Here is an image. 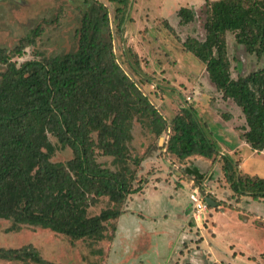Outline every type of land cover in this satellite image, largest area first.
<instances>
[{
  "label": "trees",
  "instance_id": "1",
  "mask_svg": "<svg viewBox=\"0 0 264 264\" xmlns=\"http://www.w3.org/2000/svg\"><path fill=\"white\" fill-rule=\"evenodd\" d=\"M112 1L117 4L114 20L120 34L130 0ZM76 7L81 18L75 50L61 55L34 53L17 63L13 57L33 43L30 37H23L10 50L0 47L4 66L0 72V219L12 222L11 230L26 225L71 240L98 242L105 236L106 223L121 216L127 198L148 182L149 176L142 182L129 165L133 121L144 123L157 138L166 135L164 157L182 161L200 156L214 161L219 150L209 124L201 123L192 105L182 106L171 121H165L122 69L113 51L106 6L82 0ZM203 13L206 36L186 38L182 47L204 64L222 97L240 109L245 121L240 139L252 150H264V67L233 79L225 43L231 33L249 54L264 58V0L206 2ZM177 17L186 24L193 21L194 13L181 8ZM52 138L60 148L72 151L71 159L51 161L56 149ZM97 151L110 157L117 169L98 163ZM221 159L222 177L233 193L264 199V180L240 175L229 155ZM201 179L194 173L197 185ZM133 182L140 184L134 187ZM207 197L215 202L214 208L225 205ZM100 198H107L109 206L88 215ZM0 259L54 264L30 246L0 247Z\"/></svg>",
  "mask_w": 264,
  "mask_h": 264
},
{
  "label": "rangeland",
  "instance_id": "2",
  "mask_svg": "<svg viewBox=\"0 0 264 264\" xmlns=\"http://www.w3.org/2000/svg\"><path fill=\"white\" fill-rule=\"evenodd\" d=\"M80 1L82 0H0V47L10 50L23 37H30L33 43L23 50L21 56L13 57V61L17 63L33 58L34 53L61 55L75 50V32L81 18V12L76 6ZM97 1L102 2L108 10L112 46L117 62L162 118L167 122L171 121L182 106L192 105L201 123L205 121L213 132L216 146L222 153L218 156L220 166L222 167V156L229 155L240 175L264 180V150H252L240 139L245 125L240 109L231 100L222 97L209 81L204 64L182 47L186 38L204 39V5L216 0H130L120 34L117 33L114 20L117 4L112 0ZM181 8L194 13L193 21L180 23L177 11ZM225 43L233 79L238 74L247 75L264 67V58L249 54L244 46L235 41L233 34H226ZM3 70L4 66L0 64V72ZM131 133L129 165L135 171L137 179H142L143 182L149 176V182L157 184V175H161V179L158 178L160 181H170L167 175L171 178V175H179L183 160L163 156L162 146L166 135L157 138L144 123L138 121H133ZM51 140L56 145L52 162H65L72 158V151L68 147L60 148L55 139ZM95 154L98 163L111 170L117 169L110 157L101 155L98 151ZM135 158L140 161L137 165L133 161ZM208 163L198 164L196 161L194 170L197 173L208 170ZM184 174L181 172L180 175ZM205 175L214 179L215 176L212 175L217 173L209 171ZM219 181L217 187L222 186L219 193L214 190L211 192L210 189L205 193L225 205L208 207L203 220L197 219L199 226L192 219L186 178L172 189L166 184L154 187L148 185V192L141 199L137 196L138 202L135 205L132 198L134 195L127 198L122 209L125 211L128 207L133 214L135 212L134 217H141V213H136V209H140L152 214L156 224L180 222L187 229L185 233L188 237L179 250L171 242V236L165 238L164 234L154 232L156 225L153 230L149 228V223L144 224L150 232L148 242L154 240V246H144L143 251L139 250L142 244L137 245L144 242L140 238L127 245L130 251L137 250L140 264H147L144 260L146 256L150 263L152 259L154 264H173V258L169 257L175 252L173 248L178 249V253L173 255L186 254L188 257V254L201 249L196 254L204 255V264H264V199L254 200L250 195L244 194L238 196L231 191L223 177ZM139 184L140 182H133L134 187ZM201 184L200 182L199 188H202ZM144 185L141 189L145 188ZM203 187L208 189L206 182H203ZM186 205L190 206L189 212H182ZM108 206L107 198H100L88 209V215H97ZM11 224L10 220L0 219V247L4 249L30 246L42 259L54 264H130L133 261L130 258L129 262L123 263L125 246H113L117 219L106 223L105 236L98 242L71 240L50 230L26 225L11 230ZM165 229L172 230L173 227ZM186 241L191 246L201 242L200 248H187L190 245ZM232 254H235V259H232ZM0 264L35 263L0 259Z\"/></svg>",
  "mask_w": 264,
  "mask_h": 264
},
{
  "label": "crops",
  "instance_id": "3",
  "mask_svg": "<svg viewBox=\"0 0 264 264\" xmlns=\"http://www.w3.org/2000/svg\"><path fill=\"white\" fill-rule=\"evenodd\" d=\"M225 136L228 137L227 134ZM230 151H232V150H230ZM233 151H236V150H233ZM219 154H222L221 151H219ZM196 161L198 162V164L204 163L206 165L207 162H209L208 164H210V168L208 170H201L202 172L199 173L202 176V179L200 181H198V185L200 184V182L202 183L201 184V186H202L201 189H199L200 185L198 186L193 180L194 173L196 172V170H194L195 167L193 165L196 163ZM207 162L205 161V159H203V157L191 156V157L183 160L182 164L180 165L182 170L181 171L179 170V175H176V176L175 175H171V176H173L174 179L171 178L169 175H167V177L170 178V181H167V179H166V181L165 180L160 181L161 175H157L156 176L157 179H155L157 184H153L151 181L149 182L150 179H148V182L145 183V185H144L145 188H142L139 192H137L135 194H132V195H134L132 197L133 200H134V205L138 202L137 199H136L137 196H139V199H141L142 197H144L146 192H148L147 191V189H148L147 186L148 185H151L152 187H154V186H160V185L166 184L169 187V189H172L175 186L179 185L181 183V180L184 179V178H186L187 181H188L187 189H188L189 193L194 188H198L201 192H204V193H205V191L209 192V189H210L211 192L214 190L216 193H219V191H220L219 189L222 188V186L221 187L219 186V188L217 187L218 182L220 183L219 180L222 178V175H219L221 173L220 162H219L218 158H217V160H214V161L210 160V161H207ZM209 171L210 172L214 171L215 173H217V175H212V176H215L214 179H212V178L209 179L210 175H205L206 172H209ZM181 172L185 173L186 175L185 174L184 175H180ZM158 178H160V179L158 180ZM206 180H208V182ZM203 182H206V185H207L208 189H204ZM206 194H208V193H206ZM129 200H131V199H129ZM219 200H221V199H219ZM150 203H152V201ZM150 207H151V205H150ZM189 207H190L189 205H186V207L184 209H182V212L183 211L184 212H189V209H188ZM136 213H138V214L141 213L140 214L141 217H138V216L134 217L133 215L135 214V212L133 214L132 211L127 207V209L125 208L124 213L121 216L118 217L119 219L117 218V225H116L117 231H116L115 236H114L113 246L115 244L124 245L125 246V250H124L125 251V255L122 258V262L123 263L127 262V261L129 262L130 258L133 259L132 263H130V264H140L141 263L140 262V257H139V255H137V252H136L137 250L135 251V249L132 248L133 251H130V249L127 248V245H130L131 243H133V240H136V239H139V238L144 240L143 243L141 241V243L139 245H137V246H140L142 244L141 247L138 248L141 251L144 250V246H149V245L151 247L154 246V244H155L154 240H151V241L148 242V235H149L150 232L148 230V227L146 225H144L146 223H149L150 224L149 228L153 229V230L155 228L154 225H156L157 228H155V231H154L155 233L164 234L165 238L167 236H171V242L173 243V245L174 246H178L179 250H181L182 243L184 242L185 238L188 237V235L185 233V232H187V229H184L185 228L184 225H182L180 222H172L171 224H167V223L156 224L155 218L152 216V214H147L146 212H144V211H142L140 209H136ZM169 226H172L173 229L172 230L165 229V228H167ZM153 230H152V232H153ZM129 240H131V241H129ZM155 242H157V241H155ZM187 243L190 245V247H187V248H192V246H198V248H200L199 245L201 244V242H199V243L193 244L191 246L190 242H187ZM172 250L175 251L173 254H177L178 253V249L173 248ZM112 251L113 250H111V253H112ZM200 251H201V249L195 250V252H192L193 254H188L190 257H188L186 254H184L183 256H181V255L180 256H178V255L175 256L173 254H170L169 257H170V259L173 258L172 259L173 264H177L178 262L179 263L183 262V263H186V264H189L190 262H191V264H195L197 262H200V264H204V255H197L196 254V252H200ZM172 255H173V257H172ZM231 257H232V259H235V254H232ZM144 260L146 261L147 264H154L155 263L154 260H152V259H151L152 263H150V260H149V258L147 256L145 257ZM156 263L159 264V262H156ZM168 264H169V262H168Z\"/></svg>",
  "mask_w": 264,
  "mask_h": 264
},
{
  "label": "built area",
  "instance_id": "4",
  "mask_svg": "<svg viewBox=\"0 0 264 264\" xmlns=\"http://www.w3.org/2000/svg\"><path fill=\"white\" fill-rule=\"evenodd\" d=\"M189 201L191 204L193 222H196V225L199 226L198 220H203L204 216L207 215L209 205L205 202L204 197L201 195V191L198 188L191 190L189 193Z\"/></svg>",
  "mask_w": 264,
  "mask_h": 264
},
{
  "label": "water",
  "instance_id": "5",
  "mask_svg": "<svg viewBox=\"0 0 264 264\" xmlns=\"http://www.w3.org/2000/svg\"><path fill=\"white\" fill-rule=\"evenodd\" d=\"M201 195L204 197V200L207 203V205H209L210 207H215V202L209 197H207V195H205L204 192H201Z\"/></svg>",
  "mask_w": 264,
  "mask_h": 264
}]
</instances>
